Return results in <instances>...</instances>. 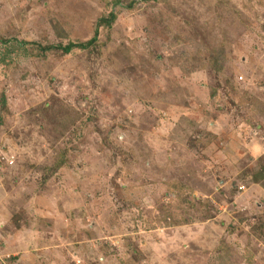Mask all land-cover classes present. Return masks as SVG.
Listing matches in <instances>:
<instances>
[{
    "label": "rangeland",
    "instance_id": "rangeland-1",
    "mask_svg": "<svg viewBox=\"0 0 264 264\" xmlns=\"http://www.w3.org/2000/svg\"><path fill=\"white\" fill-rule=\"evenodd\" d=\"M0 255L264 264V0H0Z\"/></svg>",
    "mask_w": 264,
    "mask_h": 264
},
{
    "label": "trees",
    "instance_id": "trees-1",
    "mask_svg": "<svg viewBox=\"0 0 264 264\" xmlns=\"http://www.w3.org/2000/svg\"><path fill=\"white\" fill-rule=\"evenodd\" d=\"M117 19V14L114 12H111L108 16H102L99 18L97 21V27H96V34L88 41L84 42H78V41H69L67 44H57V45H50V46H45L43 47V50H48V49H59L62 50L64 53H70L74 49H86L90 47L92 44L96 42L98 39V29L101 26H108L111 27L112 24L116 21ZM8 40H4L3 43H7ZM16 44V43H15ZM19 46L23 49H26L28 45H35L37 42H31V41H25L22 40L21 42H18ZM213 66H216V63L213 62ZM257 108L261 109V107L258 105Z\"/></svg>",
    "mask_w": 264,
    "mask_h": 264
},
{
    "label": "built area",
    "instance_id": "built-area-1",
    "mask_svg": "<svg viewBox=\"0 0 264 264\" xmlns=\"http://www.w3.org/2000/svg\"><path fill=\"white\" fill-rule=\"evenodd\" d=\"M240 188H241V186H240ZM0 264H6V258L3 259L1 255H0Z\"/></svg>",
    "mask_w": 264,
    "mask_h": 264
}]
</instances>
